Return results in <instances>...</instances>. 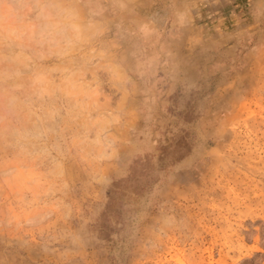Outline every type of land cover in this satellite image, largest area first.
Masks as SVG:
<instances>
[{"label":"rangeland","instance_id":"374dc122","mask_svg":"<svg viewBox=\"0 0 264 264\" xmlns=\"http://www.w3.org/2000/svg\"><path fill=\"white\" fill-rule=\"evenodd\" d=\"M0 264H264V0H0Z\"/></svg>","mask_w":264,"mask_h":264}]
</instances>
